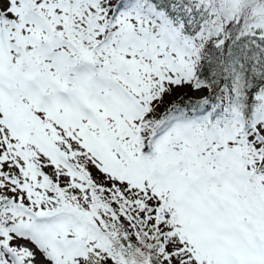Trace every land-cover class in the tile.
<instances>
[{"label":"snow or ice","instance_id":"6c2138e0","mask_svg":"<svg viewBox=\"0 0 264 264\" xmlns=\"http://www.w3.org/2000/svg\"><path fill=\"white\" fill-rule=\"evenodd\" d=\"M0 264H264V0H0Z\"/></svg>","mask_w":264,"mask_h":264}]
</instances>
